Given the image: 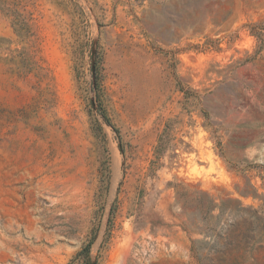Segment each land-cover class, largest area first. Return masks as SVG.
<instances>
[{"label":"rangeland","instance_id":"rangeland-1","mask_svg":"<svg viewBox=\"0 0 264 264\" xmlns=\"http://www.w3.org/2000/svg\"><path fill=\"white\" fill-rule=\"evenodd\" d=\"M0 264H264V0H0Z\"/></svg>","mask_w":264,"mask_h":264},{"label":"trees","instance_id":"trees-1","mask_svg":"<svg viewBox=\"0 0 264 264\" xmlns=\"http://www.w3.org/2000/svg\"><path fill=\"white\" fill-rule=\"evenodd\" d=\"M106 119V118H105ZM106 121L110 124L109 120L106 119ZM80 255H84L86 258L89 256V245L86 246L81 252Z\"/></svg>","mask_w":264,"mask_h":264}]
</instances>
